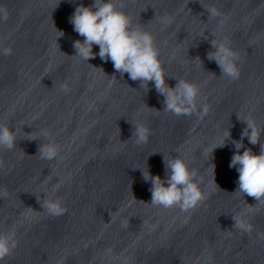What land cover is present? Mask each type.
<instances>
[{"label": "water", "instance_id": "obj_1", "mask_svg": "<svg viewBox=\"0 0 264 264\" xmlns=\"http://www.w3.org/2000/svg\"><path fill=\"white\" fill-rule=\"evenodd\" d=\"M93 2L0 0V124L17 130L16 147L0 149V233L14 232L17 247L0 264H264V201L234 193L239 173L229 167L242 120L264 129V0H115L154 36L169 86H199L202 118L163 111L152 82L146 91L110 60L74 56L84 38L70 18ZM202 5L219 15L208 19ZM213 39L239 54L238 79L207 58ZM132 123L149 128L146 143ZM42 141L59 146L55 159L37 155ZM243 144L241 153L259 154L260 144ZM164 155L197 171L206 199L195 209L150 204L141 169L166 179ZM37 198H59L66 211L51 216ZM241 213L251 234L234 228Z\"/></svg>", "mask_w": 264, "mask_h": 264}, {"label": "clouds", "instance_id": "obj_2", "mask_svg": "<svg viewBox=\"0 0 264 264\" xmlns=\"http://www.w3.org/2000/svg\"><path fill=\"white\" fill-rule=\"evenodd\" d=\"M203 8L208 13V19L219 15L214 7L205 8L203 6ZM7 18L6 13L0 16V19L5 21ZM70 23L74 26V31L84 38L82 41L74 42L73 46L76 50L74 56L87 62L94 59L96 55L104 61L110 60L116 72L121 76L128 74L131 80L139 81L140 87L146 91L149 90V82H152L158 94L164 97L163 111L171 112L178 117L197 114L202 118L207 114V106H203L202 110L198 111L197 98L200 89L197 84L186 79H176L175 86H169L168 76L159 58L160 53L155 45L154 36L142 27H133L131 17L117 6L115 0H94L93 4L87 7L80 4L71 16ZM162 23L167 25L168 21L163 20ZM58 32L59 37L64 35L62 31L58 30ZM94 45L99 46L98 54L93 52ZM211 45L214 50L207 53V58L217 63L221 76L233 80L238 79L240 76L239 54L227 41L218 42L213 39ZM2 54L10 55L11 48H3ZM195 59L201 61L199 57ZM62 87L65 91L68 90L67 85ZM242 121L247 127L243 130L240 140H232L236 151L229 165V167H235L239 173L238 188L234 193L253 197L258 203L264 201V143H261V134L264 133V129L258 128L250 120ZM132 125L134 128L132 137H135L136 143H146L150 135L149 128L143 124L132 123ZM26 135L29 140L38 139L32 137L31 133H26ZM43 136L47 139L48 133L44 132ZM244 137H247L252 145L260 144L259 154H255L251 148L240 152V149L244 148ZM230 138L231 134L228 130L225 141L216 145L215 148L223 147ZM16 144L17 130H13L7 124H0V149L12 150ZM59 151V146L55 143L42 141L37 155L41 159L53 160L59 155ZM163 158L166 179H162L159 175L153 176L147 165L141 169L144 180L151 182L150 204L165 209L176 207L182 212L195 209L206 199L196 179L197 171L190 169L179 155L170 159L164 155ZM2 165L3 161L0 160V166ZM212 167L215 182V166L212 165ZM215 184L220 189L216 182ZM56 190V188L53 189V191ZM0 195L6 197L7 192H2ZM38 201L41 208L51 216H61L66 211L59 198L44 199L42 203L39 199ZM245 215L246 213H241L233 216L234 228L251 234L253 226L244 218ZM259 237L264 239V233H260ZM16 247L14 232L0 233V260L10 256Z\"/></svg>", "mask_w": 264, "mask_h": 264}]
</instances>
